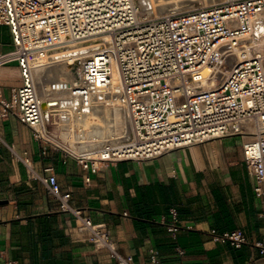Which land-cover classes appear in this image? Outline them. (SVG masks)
<instances>
[{
  "label": "built area",
  "instance_id": "2783aa9c",
  "mask_svg": "<svg viewBox=\"0 0 264 264\" xmlns=\"http://www.w3.org/2000/svg\"><path fill=\"white\" fill-rule=\"evenodd\" d=\"M0 23L8 26L12 43L0 53V66L15 62L20 79L8 99L0 97L1 116L14 114L90 173L107 161L147 159L239 135L253 193L264 199V0H218L152 14L136 0H0ZM72 45L79 46L80 57L65 83L68 107L80 114L94 106H120L128 116L117 142H104L88 154L68 149L69 139H76L71 126L61 127L60 95L46 88L40 94L34 78L36 64ZM15 155L94 248H107L117 264H140L116 248L104 222L92 221L72 204L51 166L34 172L25 151ZM83 181L88 183L89 175ZM258 216L264 219V207ZM166 225L172 233L179 229L175 207L169 208ZM210 234L236 248L251 244L264 257V239L249 241L240 228H212ZM176 250L183 255L181 247ZM150 259L159 264L152 249ZM4 264L18 263L5 259Z\"/></svg>",
  "mask_w": 264,
  "mask_h": 264
},
{
  "label": "crops",
  "instance_id": "0c3cea01",
  "mask_svg": "<svg viewBox=\"0 0 264 264\" xmlns=\"http://www.w3.org/2000/svg\"><path fill=\"white\" fill-rule=\"evenodd\" d=\"M12 46L0 23V53ZM20 84L15 62L0 66V97ZM1 107V104H0ZM239 135L210 138L147 159L104 162L96 173L84 169L61 148L34 135L14 114L0 115V264H117L107 248H94L60 211L42 183L15 153L26 152L34 172L51 166L60 188L94 222H104L121 253L140 264H264L251 244L236 248L214 241L210 229L240 228L249 241L264 239L258 212L264 199L253 193ZM44 149L45 152L41 153ZM89 175L88 183L83 178ZM179 229H167L169 208ZM176 246L184 250L179 255Z\"/></svg>",
  "mask_w": 264,
  "mask_h": 264
},
{
  "label": "bare ground",
  "instance_id": "6f19581e",
  "mask_svg": "<svg viewBox=\"0 0 264 264\" xmlns=\"http://www.w3.org/2000/svg\"><path fill=\"white\" fill-rule=\"evenodd\" d=\"M154 1H158L159 4L162 3L164 4V3L175 2L178 0H154ZM197 1L200 0H186V2H190V3ZM139 5L141 7L147 6V8H150V11H153L154 13L156 12L154 9H152V6H154L153 0H139ZM167 10L169 9L167 8ZM77 47L79 46L72 45L70 47H61L59 49H56L55 51H53V54L50 55L51 59H49L48 62L38 63L35 66L34 69L35 78L42 77V81H43L45 78L50 77L52 78V80L54 79L57 80V85L59 84L58 87L50 86L47 89L48 91H53L60 95L56 99L68 98L65 95V93L67 92L65 83L69 82L73 77V72L71 68L77 66L79 63L80 56L77 55L79 53L77 51L78 50ZM88 47L89 46H84V47L81 46L82 49ZM61 75H63V77L66 76V80L65 78L64 80L60 79ZM43 86H46V84H44ZM41 92L43 93L44 91ZM46 105L47 103L44 102L43 106ZM109 107L111 106H102V105L94 106L93 108H89L87 111L83 113L75 114V118H74L75 122L78 125H84L85 127L84 128L80 127V130L77 131L78 142L80 143L74 144V146H72L75 149L67 146L68 149L74 152H83L88 154L99 149V146L104 142L118 141L119 136L117 135V133L119 131L116 132V128L117 129L121 128L122 130H125L128 124V116H127L126 124L124 126L123 125L124 123L121 122V120L119 121V119L122 117L120 115L121 114L120 110L118 109L120 107L113 106L110 109Z\"/></svg>",
  "mask_w": 264,
  "mask_h": 264
},
{
  "label": "rangeland",
  "instance_id": "374dc122",
  "mask_svg": "<svg viewBox=\"0 0 264 264\" xmlns=\"http://www.w3.org/2000/svg\"><path fill=\"white\" fill-rule=\"evenodd\" d=\"M218 0H200V1H197V2H186V0H178V1H175V2H170V3H162V4H159L158 1H154L153 0V5L152 6V9H154L156 12H163V11H168L167 8L169 10L171 9H177V10H183V9H188V8H192V7H198V6H203V5H208V4H211V3H214V2H217ZM196 3V4H195ZM166 9V10H164ZM155 12V13H156ZM35 78V77H34ZM66 80V76L63 77V75H61V78L62 80ZM37 84H38V87H39V92L42 94L41 91H44V88H46V90L51 86H55V87H58L57 85V80H52V78L48 77V78H45L43 81H42V77H36L35 78ZM52 80V81H51ZM51 83V84H50ZM44 84H46V86H43ZM56 84V85H55ZM48 91V90H47ZM44 93V92H43ZM51 102H54L55 101H50L49 103ZM57 104L60 103V105H57L58 107L59 106H63V107H59L58 109L60 110V112L64 115V120L61 124V127L62 128H65L67 129V127L71 126V129L73 130V133H74V138L76 140H73V139H69V147H72L74 146V144H78L80 142H78V137H77V131L80 130V127L84 128L85 126L84 125H78L74 118H75V113L73 112L72 109H70L68 106H70L71 102L69 101V98H63V99H57ZM47 103V102H46ZM113 107V106H111ZM109 107V109L111 108ZM120 107V106H118ZM120 110V115L122 116L119 121L121 120V122H123L124 126L126 124V121H127V115H126V112L124 110V108L120 107L118 108ZM124 116V117H123ZM124 118V119H123ZM89 119V118H88ZM123 120V121H122ZM121 128H116V132H121ZM67 130H64L61 132V135L62 136H67ZM119 132L117 134H119ZM73 148V147H72Z\"/></svg>",
  "mask_w": 264,
  "mask_h": 264
},
{
  "label": "water",
  "instance_id": "95a60500",
  "mask_svg": "<svg viewBox=\"0 0 264 264\" xmlns=\"http://www.w3.org/2000/svg\"><path fill=\"white\" fill-rule=\"evenodd\" d=\"M138 3H139V0H136ZM141 7V6H140ZM141 9L142 10H146L148 13H150V14H152L153 13V11H150V8H147V6H142L141 7ZM177 9L175 8V9H171V10H168V11H163V12H174V11H176ZM150 11V12H149ZM161 13V12H160ZM44 103V102H43ZM54 103V102H53ZM47 105H48V103H47ZM46 105V106H47ZM46 106H43V104H42V107L43 108H45ZM4 202H6V200H0V204L1 203H4Z\"/></svg>",
  "mask_w": 264,
  "mask_h": 264
}]
</instances>
